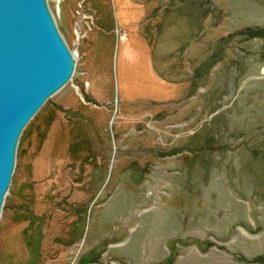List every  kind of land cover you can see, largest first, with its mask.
<instances>
[{
	"label": "rangeland",
	"instance_id": "374dc122",
	"mask_svg": "<svg viewBox=\"0 0 264 264\" xmlns=\"http://www.w3.org/2000/svg\"><path fill=\"white\" fill-rule=\"evenodd\" d=\"M47 4L74 69L18 138L0 264H264V0Z\"/></svg>",
	"mask_w": 264,
	"mask_h": 264
},
{
	"label": "water",
	"instance_id": "95a60500",
	"mask_svg": "<svg viewBox=\"0 0 264 264\" xmlns=\"http://www.w3.org/2000/svg\"><path fill=\"white\" fill-rule=\"evenodd\" d=\"M74 63L47 0H0V212L18 138Z\"/></svg>",
	"mask_w": 264,
	"mask_h": 264
},
{
	"label": "crops",
	"instance_id": "0c3cea01",
	"mask_svg": "<svg viewBox=\"0 0 264 264\" xmlns=\"http://www.w3.org/2000/svg\"><path fill=\"white\" fill-rule=\"evenodd\" d=\"M139 4H142L141 2H139ZM145 16H146V12L143 10L142 11V13H141V15H140V18H145Z\"/></svg>",
	"mask_w": 264,
	"mask_h": 264
}]
</instances>
